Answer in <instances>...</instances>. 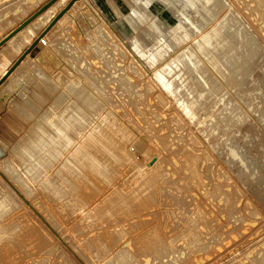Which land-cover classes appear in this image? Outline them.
I'll return each instance as SVG.
<instances>
[{
  "label": "rangeland",
  "instance_id": "rangeland-1",
  "mask_svg": "<svg viewBox=\"0 0 264 264\" xmlns=\"http://www.w3.org/2000/svg\"><path fill=\"white\" fill-rule=\"evenodd\" d=\"M49 1L0 0V41ZM218 2L223 6L213 18L194 9L181 10L169 0L153 2L146 11L149 15L144 11L148 21L136 25L126 18L131 0L66 1L61 10H66L65 21L55 23L26 57L27 64L36 62L39 76L21 67L0 85V197L11 206L0 208V239H4L0 264H27L36 257L37 264H123L117 255L125 250L129 256H124V264H264V86L260 89L259 84L264 82V15L255 14L251 0ZM181 12L198 23L203 22L201 17L210 21L202 23L205 29L191 32L180 47H172L173 52L164 49L167 53L156 63L149 62L153 43L145 35L148 22L167 33ZM233 25L243 29L255 47L229 53L223 60L227 74L224 70L220 74L197 54L194 42L214 27L231 33ZM45 28H37L35 34L39 37ZM134 40L144 56L133 48ZM188 50L208 67L200 65L212 77L214 90L204 87L197 74H188L186 67L172 64ZM16 55L11 62L19 58ZM167 65L170 77L179 78L173 82L182 90L177 88V97L168 95L153 75ZM80 93L91 99L92 108L80 102ZM176 99H194L193 120L184 116ZM75 113L84 114L88 124L120 143L115 129L102 122L103 116L115 120L130 138L124 146L135 158L112 162L109 180L92 179L93 194L85 198L81 186L77 193L70 190L74 176L64 168V157L49 165L44 152L34 148L40 137L48 140L55 135L49 123L60 124ZM24 149L35 154V160L24 156ZM7 163L14 174L6 172ZM10 229H16L14 235Z\"/></svg>",
  "mask_w": 264,
  "mask_h": 264
},
{
  "label": "bare ground",
  "instance_id": "bare-ground-1",
  "mask_svg": "<svg viewBox=\"0 0 264 264\" xmlns=\"http://www.w3.org/2000/svg\"><path fill=\"white\" fill-rule=\"evenodd\" d=\"M67 0H58L55 3L51 4L47 9H45L41 14H39L37 17H35L31 22H29L26 26H24L21 30H19L15 35H13L9 40L6 41V43L3 46L2 51H0V79L1 77L7 72V70L13 65V61L12 60V56L13 55H22V53L31 45L33 44L34 41H36V39L38 38V35L35 34L37 28L39 27H47V25L52 22L53 18H55V16L61 11L63 10L64 7H66ZM124 1V0H123ZM128 1V0H127ZM160 1H168V0H131L132 5L129 9H131V13L126 17L128 20H131L134 24H139V23H144L146 21H148V16H146V11L149 10L151 4L153 2H159ZM171 3H176L179 4L181 6V10L182 9H188L190 11V9H194L195 13L198 15H202L205 14L209 15V17L213 18V15L218 13L221 9H222V2H218V0L214 1V0H169ZM214 1V2H213ZM222 1V0H221ZM126 2V1H125ZM213 2V3H212ZM252 2V8H254L253 10H255V14H261L264 15V0H251ZM66 3V4H65ZM110 3V2H109ZM212 3V4H211ZM220 3V4H219ZM250 3V2H249ZM248 3V5H249ZM131 4V3H129ZM211 4V5H210ZM222 5V6H221ZM251 5V3H250ZM163 6V5H162ZM165 6V5H164ZM175 6V5H174ZM17 7V6H16ZM71 7V6H70ZM83 7V4H82ZM113 7V6H112ZM251 7V6H250ZM111 8V7H110ZM231 8V7H230ZM115 9V8H114ZM168 9V8H166ZM178 9V7H177ZM10 10V9H9ZM16 10V8H15ZM180 10V9H179ZM180 10V11H181ZM191 10V11H192ZM193 10V11H194ZM230 10V9H228ZM71 11V8H70ZM69 11V12H70ZM113 11V10H112ZM145 11V13H144ZM170 11V10H168ZM167 11V12H168ZM171 12V11H170ZM184 12V11H183ZM180 13V17H178L177 19V24H175L174 26H170L168 28V32L166 33L165 30H163V27L161 28L163 30V32H165L168 36H169V40L168 38L166 39V37H168L165 33H162V31L159 29L158 26H156L157 24H155L154 22H148L147 24V32L145 33V35L147 37H149V41L151 39V42L153 43L151 51H148V58L147 60L149 62H155L158 58H160L161 56H163V54L167 53L164 49H168V48H172L175 47L177 48L180 47L179 45L181 43H183L184 41H186L189 36H191V32L193 33V31L198 32L200 31L204 26H203V22H208L210 21L209 18L208 20H204L203 17H201V19L203 20L202 23H198V20H201L200 18L197 20L198 22L193 21L187 13ZM253 12V11H252ZM193 13V12H192ZM229 13V12H228ZM68 14V11L65 13ZM172 14V13H170ZM174 14V13H173ZM219 14V13H218ZM215 17H217V15ZM149 15V14H147ZM228 15V14H227ZM229 15H232L231 13H229ZM78 16V15H77ZM77 16L74 17V19H77ZM83 16H85V13L83 14ZM179 16V15H178ZM196 16V15H195ZM226 16V15H225ZM224 16V17H225ZM64 15L62 17H60L57 21L56 24H60L63 23L65 21V18H63ZM80 17V16H79ZM125 17V16H124ZM134 17L136 18L134 20ZM197 17V16H196ZM196 17H193V19H195ZM207 17V16H206ZM214 17V18H215ZM228 17V16H227ZM226 17V18H227ZM67 18V17H66ZM173 18V16H172ZM177 18V16H176ZM81 19V18H80ZM125 18H123L124 20ZM151 19V18H150ZM155 19V18H154ZM153 19V20H154ZM175 19V17H174ZM218 19V18H217ZM216 19V20H217ZM233 19V17H232ZM235 19V18H234ZM215 20V21H216ZM223 20V19H222ZM221 20V22H222ZM225 20V19H224ZM223 20V21H224ZM227 20V19H226ZM230 20V19H229ZM228 20V21H229ZM80 21V20H79ZM82 21V20H81ZM126 21V20H124ZM150 21V20H149ZM232 21V20H231ZM230 21V23H232ZM234 21V20H233ZM71 22V21H70ZM75 22V21H74ZM73 22V23H74ZM130 22V21H129ZM201 22V21H200ZM212 22V20H211ZM237 22V21H236ZM81 23V22H80ZM79 23V26L81 27V24ZM128 23V22H127ZM204 23V24H205ZM210 23V22H209ZM209 23H207L209 25ZM217 23V22H216ZM223 23V22H222ZM228 23V22H227ZM84 24V22L82 23ZM133 24V25H134ZM206 24V25H207ZM221 24V23H220ZM234 24V23H233ZM236 24V23H235ZM63 25V24H62ZM69 25V24H68ZM78 26V24H76ZM75 25V26H76ZM132 25V24H131ZM207 25V26H208ZM212 25V24H211ZM214 25V23H213ZM224 25V24H223ZM232 25V24H229ZM242 25V24H241ZM240 25V26H241ZM83 26V25H82ZM220 25H218L219 27ZM131 27V26H129ZM211 27V26H210ZM214 27V26H213ZM231 26H227V28H229ZM233 28H230V30H232V32L230 33L228 30H225L226 36L224 35V28H222L223 30H220V32L217 30V28H210L211 30H208V32L204 33L202 32L200 38L199 36L196 37L199 38V40H197L194 42V45L196 46L197 50V54L198 51L205 57L204 59H206L208 61V63L215 69L217 70L218 73H223L225 71L226 72V68L225 65L223 63V60L226 58V56H228L229 53L233 52L236 48H247L249 51H253L255 45L253 44L254 41L252 40V38H249V35L247 36L243 31H241V29H239V27L233 25ZM62 28V27H61ZM132 28V27H131ZM130 28V29H131ZM220 28V27H219ZM205 29V27L203 28ZM226 29V28H225ZM167 31V30H166ZM204 31V30H202ZM206 31V30H205ZM223 31V32H222ZM224 33L222 35V33ZM246 32V31H245ZM49 33V32H47ZM148 33V34H147ZM153 33L155 34L154 37H152L150 34ZM204 33V34H203ZM248 33V32H247ZM249 34V33H248ZM140 36V35H138ZM145 36V38H146ZM251 36V35H250ZM44 37V36H43ZM43 37L37 42V44H39L40 42L43 41ZM192 37V36H191ZM137 38V37H136ZM194 38V36H193ZM131 40V39H130ZM138 40V39H137ZM137 40H134L132 46L133 48L140 53L141 56H144L145 53H141L139 51V45L140 43H137ZM140 41V40H139ZM189 41V40H188ZM187 41V42H188ZM193 41V39L191 40ZM130 42V41H129ZM132 42V41H131ZM141 42V41H140ZM145 43V41H143ZM150 42V45H151ZM144 43H142L144 45ZM147 43V42H146ZM149 43V42H148ZM184 44V43H183ZM190 44V43H189ZM193 43H191L192 45ZM148 45V44H146ZM182 45V44H181ZM193 45V46H194ZM141 46V45H140ZM194 46V47H195ZM144 47L146 48V46L144 45ZM148 47V46H147ZM188 47V46H187ZM195 48V49H196ZM134 50V51H135ZM182 50V49H180ZM179 50V51H180ZM175 51V50H174ZM165 52V53H164ZM171 52V51H170ZM172 52H173V48H172ZM182 52V51H181ZM196 53V52H195ZM170 53L168 52L169 55ZM200 54V56H202ZM16 55V56H17ZM177 56V55H176ZM27 57V56H26ZM24 58L20 64L15 68V69H20L21 67H24L25 69H28V73H32V74H37L39 71V68L36 64V62L32 63V64H27V58ZM140 57V56H139ZM171 57V56H170ZM142 58V57H141ZM144 58V57H143ZM165 59V58H164ZM146 60V59H145ZM160 60V59H159ZM203 60V59H202ZM205 60V62H206ZM162 61V59H161ZM204 62V64H205ZM31 63V62H30ZM148 63V62H147ZM163 63V62H162ZM172 64L174 65V67H176L177 65L179 66H184L186 67V71H188V74H190L189 72H193L195 74H197L198 78L200 79L201 83L203 84L204 87H209L212 90H214L216 87L213 85L209 79L212 77H208L206 75L207 72H205L204 67L199 64V60L196 59L195 55L193 52L191 51H184L181 53V55L177 56L173 61ZM203 64V63H202ZM158 65V64H157ZM155 65V66H157ZM162 65V64H161ZM200 65L203 67H200ZM208 64L206 63V66ZM150 67V66H149ZM210 67V66H209ZM210 67V68H212ZM208 68V67H205ZM212 68V69H213ZM155 69V68H154ZM153 69V70H154ZM185 69V68H183ZM213 69V70H214ZM151 70V69H150ZM181 70V69H180ZM213 70H210V73H213ZM224 70V71H223ZM182 71V70H181ZM203 71L205 73H203ZM208 71V70H207ZM223 71V72H222ZM40 72V71H39ZM43 72V71H42ZM184 72V71H183ZM208 72V73H209ZM216 72V73H217ZM26 73V72H25ZM172 73V69L170 68V65H167L165 68L161 69V70H157L153 73L154 78L156 79V82L158 83V85L163 88V90H165L168 95H174L177 97V95L179 94L178 92V86H174L173 82L179 79L178 75L174 76V77H170ZM23 73H21L20 75H22ZM46 74V73H45ZM175 74V73H174ZM187 74V75H188ZM219 74V75H220ZM17 75V73H16ZM38 75V74H37ZM49 75V74H48ZM173 75V74H172ZM182 75V74H181ZM184 75V74H183ZM185 75V76H187ZM192 75V74H191ZM212 75V74H211ZM217 75V74H216ZM39 76V75H38ZM195 76V75H194ZM218 76V75H217ZM224 76V74L222 75ZM23 77V76H22ZM25 77V76H24ZM29 77V76H28ZM44 77V76H42ZM138 77V76H137ZM189 77V76H188ZM192 77V76H191ZM190 77V78H191ZM220 77V76H218ZM18 78V76H17ZM186 78V77H185ZM197 78V79H198ZM226 78V76H225ZM223 78V80L225 79ZM20 79V77H19ZM42 79V78H41ZM175 79V80H174ZM195 79V78H194ZM264 79V78H263ZM12 80V79H11ZM45 80V77H44ZM47 80V79H46ZM185 80V79H183ZM182 80V81H183ZM190 80V79H189ZM193 80V77H192ZM191 80V81H192ZM222 80V79H221ZM188 81V80H187ZM199 81V82H200ZM215 81V80H214ZM225 81V80H224ZM190 82V81H189ZM194 81H192L191 83L193 84ZM9 83V82H8ZM12 83V82H10ZM16 83V82H15ZM14 83V84H15ZM181 83V82H180ZM179 83V84H180ZM186 83V82H185ZM200 83V84H201ZM13 84V85H14ZM196 84V83H195ZM199 84V86L201 87V85ZM260 84V89L261 87L263 88L264 86V82H259ZM187 85V83H186ZM189 85V84H188ZM257 85V83H256ZM191 86V85H190ZM193 88L195 87V85H192ZM197 86V85H196ZM8 87V86H7ZM15 87V85H14ZM73 88H75V84L72 86ZM181 87H184L183 85ZM178 88V89H177ZM185 88V87H184ZM184 88H182L184 90ZM197 87H195V90ZM203 88V87H202ZM4 89V88H2ZM11 89V88H10ZM17 89V88H16ZM189 89V88H188ZM259 89V90H260ZM264 89V88H263ZM180 90V89H179ZM186 90V89H185ZM193 90V89H192ZM258 90V89H257ZM258 90V91H259ZM182 90H180L181 92ZM189 91V90H188ZM195 91V92H196ZM216 91V90H215ZM214 91V92H215ZM263 91V90H262ZM76 90L74 92V94H76ZM83 92V91H82ZM186 92V91H185ZM217 92V91H216ZM5 93V91L3 92ZM177 93V94H176ZM2 94V93H1ZM90 94V93H89ZM176 94V95H175ZM193 94V93H192ZM199 97H201V95L199 93H197ZM192 96V95H191ZM196 96V99H198ZM80 102H82V104H84L87 108H90L93 103L91 101V99L86 96L84 93H80L78 95ZM180 97V96H179ZM187 98V96H185ZM190 97V96H189ZM173 98V96L171 97ZM185 99V98H184ZM182 100V99H176V104L179 106L180 111H182V113L184 114V116L188 117L189 119H192L195 115L196 109L194 108V99L190 100ZM175 100V99H174ZM197 102V100H196ZM73 103V102H72ZM79 103V102H78ZM78 105V104H77ZM84 106V107H85ZM177 106V107H178ZM74 107V106H73ZM92 108V107H91ZM84 109V108H83ZM73 110V108H72ZM109 113V112H108ZM197 114V113H196ZM68 115V114H67ZM84 115V114H83ZM83 115L80 114H76L74 118L71 119V117H66L64 118V121H60L61 123L59 124H55L54 122L49 123V126L54 130V136L52 134L53 137H50L48 140H44L43 137H40L38 139V141L35 143L36 145H34V148L42 151L45 154V159H48V163L50 165L51 160H56L58 158H62L64 157V168H66L67 172L71 173L74 177L73 180L71 179L68 183V180H65L69 186H70V190L73 193H77L76 188H79L81 186V191H82V198H85L86 196H91L93 194V191L91 188H94V184H93V180H97L94 178H99L102 179L104 182L108 181V174H109V166H111L112 162L114 163H122V162H129L130 160L133 161L135 158L130 155L131 153H129L127 151V149L125 148L124 144L125 142H128V140L130 139L128 136H126V133L121 129L118 128L115 124V120L110 119L109 116L108 118L106 116H103V120L102 122L108 123V127L109 129H111V131L113 130V128L115 129V132L117 135H119V140L120 143H117L116 141H114L112 139L111 136H108L106 133H104L103 131L99 130V128L92 126L91 124L87 123V120L84 118ZM101 115V114H100ZM86 116V115H85ZM94 116V115H93ZM59 117V116H58ZM116 117V116H115ZM47 118V117H46ZM50 118V117H49ZM196 118V117H195ZM57 119V118H56ZM92 119V118H91ZM62 120V119H60ZM193 120V119H192ZM91 121V120H90ZM91 123V122H90ZM94 123V122H93ZM99 124V123H98ZM97 125V124H96ZM41 126L42 123H41ZM150 127V125H149ZM40 128V127H39ZM101 128V127H100ZM107 128V127H106ZM42 129V128H41ZM45 129V128H43ZM46 130V129H45ZM48 130V129H47ZM51 131V130H50ZM46 132V131H45ZM48 132V131H47ZM53 132V131H52ZM114 132V131H113ZM37 134V132L35 133ZM113 135V134H112ZM246 135V134H245ZM35 138V137H34ZM33 138V139H34ZM245 138V137H244ZM36 140V139H34ZM136 140V139H135ZM31 141V140H30ZM33 142V140L31 141ZM35 142V141H34ZM34 144V143H33ZM130 144V143H129ZM136 144V143H135ZM139 145V144H138ZM28 146V145H27ZM31 146V145H30ZM129 146V145H128ZM26 147V145H25ZM129 148V147H128ZM235 148V147H234ZM134 149V148H133ZM4 150V149H3ZM37 150L35 153H37ZM236 150V149H235ZM24 156L26 154V157H28V159H33L35 160V156H31V152H29L28 150L24 149ZM130 151V150H129ZM132 152V151H130ZM139 152V151H138ZM1 150H0V155H1ZM145 153H147L145 151ZM18 154V152H17ZM22 154V152H21ZM22 154V155H23ZM65 154V155H64ZM231 155H235L236 152L232 151L230 153ZM19 155V154H18ZM17 155V156H18ZM19 157V156H18ZM43 157V156H42ZM41 157V158H42ZM153 157V156H152ZM21 158V157H20ZM32 160V161H33ZM25 161V160H23ZM31 161V162H32ZM156 161V160H155ZM154 161V162H155ZM158 161V159H157ZM26 162V161H25ZM37 164L36 166L39 167L38 164H40L41 162L36 160ZM150 162V161H149ZM23 163V162H22ZM27 163V162H26ZM25 163V164H26ZM152 163V162H151ZM22 164V165H25ZM35 164V163H34ZM52 164V163H51ZM12 164L7 163L5 165V169L6 172L9 173L11 168L13 169V167H11ZM30 165V164H28ZM27 165V166H28ZM25 166H23V168H25ZM42 167V166H41ZM142 167V166H141ZM29 168V167H27ZM150 168H152V166H150ZM15 169V168H14ZM40 169V168H39ZM25 170V169H24ZM44 170V169H42ZM33 171V170H32ZM46 171V170H45ZM13 172V170H12ZM10 172L11 174H14ZM15 172V171H14ZM17 172V170H16ZM15 172V173H16ZM28 172V170H27ZM35 172V171H34ZM33 172V173H34ZM41 172V171H40ZM43 172V171H42ZM89 172V173H88ZM29 173V172H28ZM68 175V174H67ZM90 175L92 177H90ZM62 176V175H61ZM66 176V175H65ZM32 177V176H31ZM93 179V180H92ZM21 180V179H20ZM62 180V179H61ZM22 181V180H21ZM34 181V180H33ZM51 181V180H50ZM25 182V181H24ZM23 182V183H24ZM26 184V183H24ZM48 184V183H47ZM27 185V184H26ZM55 185V184H54ZM22 186V185H21ZM20 186V187H21ZM26 187V186H25ZM27 188V187H26ZM65 188V187H64ZM61 189V188H60ZM60 192L58 189L54 190V194L58 195ZM53 194V195H54ZM60 196V195H59ZM54 197V196H53ZM1 198V197H0ZM58 198V197H57ZM60 199V198H58ZM125 199L124 198H120L119 202L120 204L124 203ZM9 201L6 200L5 197L1 198L0 200V208L1 207H11L10 205H8ZM10 204V203H9ZM7 209V208H6ZM8 211V210H5ZM9 211H11V208H9ZM6 213V212H5ZM8 213V212H7ZM3 215V214H2ZM16 218V217H14ZM19 217H17L18 219ZM14 220V219H13ZM12 220V221H13ZM3 220H1L2 222ZM10 221V220H9ZM18 221V220H17ZM16 221V222H17ZM20 221V220H19ZM6 222V221H5ZM24 222V221H23ZM12 223V222H11ZM19 223V222H18ZM21 223V222H20ZM7 225V224H6ZM5 225V226H6ZM18 225V224H17ZM16 225V226H17ZM20 225V224H19ZM12 226V225H11ZM10 226V227H11ZM14 226V225H13ZM15 226V227H16ZM22 225L18 226L21 227ZM24 226V225H23ZM8 227V226H7ZM21 229V228H19ZM5 228V227H4ZM14 228V227H13ZM3 229V228H0ZM12 229V228H11ZM11 229L9 231H11ZM27 229V228H26ZM16 230V229H15ZM14 230V231H15ZM4 231V230H3ZM13 231V232H14ZM20 231V230H19ZM22 231V229H21ZM27 231H29L27 229ZM31 231V230H30ZM5 232V231H4ZM12 232V231H11ZM12 232V233H13ZM24 232V231H23ZM22 232V235L24 234ZM7 233V232H6ZM5 233V234H6ZM9 233V232H8ZM31 233V232H30ZM17 234V233H16ZM29 234V233H28ZM33 234V233H32ZM2 235V234H1ZM4 235V234H3ZM11 235V234H10ZM14 235V233L12 234ZM20 235V234H19ZM31 235V234H30ZM34 235V234H33ZM28 236V235H27ZM8 237V236H7ZM3 239V237H1ZM14 238V237H12ZM22 238V237H21ZM27 238V237H26ZM10 239V238H9ZM16 239V238H15ZM14 239V240H15ZM18 239V238H17ZM16 239V241H17ZM20 239V238H19ZM1 240V239H0ZM22 240V239H20ZM2 243L4 241L1 240ZM13 241V239H12ZM6 242V241H5ZM9 242V241H8ZM1 243V244H2ZM7 243V242H6ZM15 243V242H14ZM17 243V242H16ZM16 243L14 245H16ZM19 243V242H18ZM21 243V242H20ZM22 244V243H21ZM19 244V245H21ZM25 245V244H24ZM7 246V244H6ZM9 248V246H7ZM13 247V244H12ZM17 247V246H14ZM19 247V246H18ZM17 247V248H18ZM1 248H3L1 246ZM11 248V247H10ZM26 248V247H25ZM12 249V248H11ZM11 249H7V250H11ZM15 249V248H14ZM6 250V252H7ZM20 250V248H19ZM17 250V252L19 251ZM24 250V249H23ZM3 251V250H2ZM16 251V250H15ZM25 251V250H24ZM29 251V250H28ZM6 252H4L6 254ZM20 252V251H19ZM14 253V251L12 252ZM26 253V251H25ZM20 254V253H19ZM23 254V252L21 253ZM128 254V255H127ZM1 255V254H0ZM11 255V253H10ZM14 254H12L13 256ZM16 255V253H15ZM20 256V255H19ZM22 256V255H21ZM26 256V255H25ZM29 256V255H28ZM124 256H129V252H127V250L124 251V253H122L121 255L118 254L117 258L120 259L121 263H126L124 261ZM7 257V256H6ZM9 257V255H8ZM11 257V256H10ZM9 257V258H10ZM17 257V255H16ZM27 257V256H26ZM36 257V256H34ZM2 258V257H1ZM12 258V257H11ZM10 258V259H11ZM19 258V257H18ZM23 258V257H21ZM29 258V257H27ZM31 258V257H30ZM7 259V258H6ZM15 259V258H14ZM20 259V258H19ZM127 259V258H126ZM9 261V260H8ZM27 261V260H26ZM24 261V262H26ZM1 262V260H0ZM38 262H40V259L38 257L36 258H32L30 259L27 264H37ZM2 264V263H1ZM4 264V263H3ZM23 264V263H22ZM41 264V263H40Z\"/></svg>",
  "mask_w": 264,
  "mask_h": 264
},
{
  "label": "water",
  "instance_id": "water-1",
  "mask_svg": "<svg viewBox=\"0 0 264 264\" xmlns=\"http://www.w3.org/2000/svg\"><path fill=\"white\" fill-rule=\"evenodd\" d=\"M56 0H51L43 7H41L36 13H34L29 19H27L24 23H22L18 28L11 31L7 36H5L0 41V47L9 40L13 35H15L19 30H21L24 26H26L29 22H31L35 17L41 14L45 9H47L51 4H53ZM74 1V0H73ZM66 10L61 11L53 21L44 29L41 35L33 42L23 53L20 57L13 63V65L7 70V72L1 77L0 85L7 79V77L15 70V68L20 64V62L31 52V50L36 46L37 42L47 33V31L56 23V21L64 14Z\"/></svg>",
  "mask_w": 264,
  "mask_h": 264
},
{
  "label": "crops",
  "instance_id": "crops-1",
  "mask_svg": "<svg viewBox=\"0 0 264 264\" xmlns=\"http://www.w3.org/2000/svg\"><path fill=\"white\" fill-rule=\"evenodd\" d=\"M27 103H28V101H25V103H24V104L26 105Z\"/></svg>",
  "mask_w": 264,
  "mask_h": 264
}]
</instances>
